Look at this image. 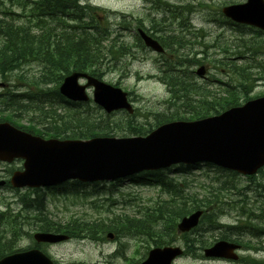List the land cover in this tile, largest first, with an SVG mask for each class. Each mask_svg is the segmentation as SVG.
Returning a JSON list of instances; mask_svg holds the SVG:
<instances>
[{
    "label": "rangeland",
    "instance_id": "1",
    "mask_svg": "<svg viewBox=\"0 0 264 264\" xmlns=\"http://www.w3.org/2000/svg\"><path fill=\"white\" fill-rule=\"evenodd\" d=\"M88 4L90 1L85 0ZM165 4L170 6H181L186 9L179 11V19L172 25L173 30L170 33L178 32V24H182V35L187 40L191 41V45L188 48V52L196 54L197 60H202L203 65L206 66V78L200 79L195 77L199 83L207 81L216 84L213 81V77H219L225 80L222 75H216L212 69L213 59H223L221 55V49L228 47H234L237 44V38L244 36L245 39L252 40L253 42L260 43L261 45L256 47V52H250L246 55L249 66H258V61L264 62V36L256 34L258 32L251 28L243 27L241 30H234L225 19L220 15V8L225 5L241 4L246 0H162ZM19 2L8 0H0V10L2 8L8 9V12L15 11L18 13L20 10L17 8ZM91 7L96 8L94 16L96 23L104 24L102 26H109L112 36L115 41L113 42L112 48L108 49V43L103 42L105 47L101 57L96 60H89L88 55L84 59L83 57L75 58L74 54L69 52V61L74 65L83 67H94L99 65L102 67V80L110 85L116 86L121 90L128 92L130 95V101L133 103L135 110L134 118L139 123H152V116L155 113L160 112H172L165 111L167 109V99L169 97L168 89L161 83L157 82L152 76L155 71L150 62L131 64L132 59L130 56H125L117 60L110 59L111 56L115 55L112 52L121 50L120 45L129 47L133 44L129 33H125L126 41L119 37L121 29L119 24L124 20L125 22L136 20L146 28H150V22L147 17L151 14V19L155 22L169 20V12L164 11L165 14L154 13L153 6L146 3V0H92L90 3ZM98 6V7H97ZM196 15V16H195ZM186 23H190V26ZM166 31H168L166 29ZM190 31V32H189ZM191 33V34H190ZM186 34V35H184ZM118 36V40L116 39ZM182 37V38H183ZM195 37V38H194ZM260 37V39H259ZM107 39L105 37L102 40ZM75 42L74 40H71ZM0 42H5V38L2 37ZM125 42V43H124ZM61 44H64V40H60ZM127 43V44H126ZM194 45V46H193ZM67 46V45H66ZM65 47V46H63ZM84 49V51H83ZM89 49V48H88ZM193 51H192V50ZM80 52L88 53L87 48L84 46ZM89 53L90 50H89ZM93 54V53H91ZM105 56V57H104ZM107 56V57H106ZM109 60V61H108ZM118 61V65H125L124 69L108 70L106 67H111L113 63ZM53 62L57 64L55 58ZM65 62V66L70 72L73 68L69 67L70 63ZM122 62V63H121ZM24 60H21L20 66L11 73L6 80L8 84H11V89L18 86L19 90L22 86H28L31 83L33 86L40 84L43 65L38 62H30L23 64ZM30 66L34 72H27L24 68ZM65 67V68H66ZM127 67V69H126ZM196 67L192 66L191 70L194 72ZM125 70V71H124ZM42 73V72H41ZM56 73V80L59 76L57 71L46 72L45 74ZM46 79V84L41 85L47 89L53 87V83L49 76ZM255 78V77H254ZM2 80V79H0ZM255 82L252 91L248 94L249 97H256L264 95V81L255 78ZM259 81V82H258ZM50 96H54L53 92H47ZM91 94V90L88 91ZM91 110L96 119L100 120L103 125L111 124L114 122L116 125V132L113 133L115 137H127L129 133L126 131H120L121 123L124 124L126 121V115L124 113H117L110 116L105 115L99 108L97 109L92 103L88 104V108ZM10 113H14L11 111ZM57 114V113H56ZM64 115L63 113H59ZM30 116V115H28ZM108 117H111L107 119ZM105 119H107L105 121ZM17 121L10 118V116L1 114L0 122L9 121L13 126L18 125L23 127L32 128L28 126L24 117L16 118ZM55 121V120H54ZM53 124V123H52ZM147 126V125H146ZM145 126V127H146ZM35 130L40 128H33ZM22 168V161L14 160L10 164L0 163V181L7 180L12 170H18ZM173 169V168H172ZM166 177L172 179L176 185L174 188L180 190L184 195L196 196L194 199L200 200L204 193L210 191L216 186L217 181L226 183L228 191L225 196H216L217 203L213 206L212 210V221L213 224L203 223L199 234L191 236L188 240L189 251L197 246L196 243L192 242L197 237L198 240L213 242L214 238L221 234H229L226 226L236 224L238 218L237 209L239 204H235L237 200L242 199L239 197L240 191L249 198V206L259 205L252 200L255 194L247 191V188L251 185L247 178L231 176L230 173L217 170L214 167L201 166L197 170H179L173 169L167 171ZM260 178V177H259ZM166 180V179H165ZM172 181V182H173ZM132 182V181H131ZM129 180H121L116 183H98V184H80L79 186H72L71 184H65L58 188H50L46 190H39V195H44L45 209L47 211L48 218L53 221L65 223L70 219H79L83 221L93 222L102 221L105 223L113 221L115 218L121 215L135 216L139 218L143 213L154 207L158 202L167 199V194L157 187H139L136 184L131 183ZM231 186H236V190L229 189ZM20 192H13L10 189L0 187V212L10 210L11 214H17L22 210V205L19 201V197L26 192L25 189L19 190ZM44 192V193H42ZM31 195V194H30ZM34 197V196H33ZM234 207L235 210L230 211V207ZM256 214L259 210H255ZM23 214V213H21ZM33 216V213H29ZM261 221V220H259ZM25 231L22 240L17 242V247L20 249H26L33 245L31 236L34 231L33 226H25ZM115 237L111 240H105L95 242L91 240H77L71 239L65 243L55 246H43L38 245L39 248L44 251L56 264H127L129 259L134 261H140L149 249L152 248V242L144 236L137 235H124L113 233ZM202 235V236H201ZM30 236V237H29ZM201 238V239H200ZM206 240V241H205ZM179 245L185 249L186 242L183 239L176 238L172 243ZM194 245V246H193ZM118 252V253H117ZM116 254V255H115ZM252 257L254 259L264 260V252L254 253L250 250H241L239 257ZM245 260L237 262L228 261H216V260H205L195 257L191 254L182 256L174 261V264H245Z\"/></svg>",
    "mask_w": 264,
    "mask_h": 264
},
{
    "label": "water",
    "instance_id": "2",
    "mask_svg": "<svg viewBox=\"0 0 264 264\" xmlns=\"http://www.w3.org/2000/svg\"><path fill=\"white\" fill-rule=\"evenodd\" d=\"M222 13L232 21L264 31V1L247 0L229 6ZM204 74L200 68L197 75ZM73 74L64 80L60 92L72 100H86L84 87ZM94 87V101L107 112H132L126 94L88 78ZM23 159V171L15 172L14 188H39L78 179L83 182L114 180L140 171L159 170L175 164L208 162L241 174H253L264 164V98L231 109L219 116L194 122L164 124L145 138H97L88 141H44L4 123L0 124V161ZM2 184V183H1ZM201 212L181 219L179 232L198 225ZM110 237V236H109ZM38 243H58L63 235L37 233ZM237 246L218 242L204 251L206 258L236 259ZM182 254L177 247L155 248L141 264H171ZM0 264H52L36 250L11 255Z\"/></svg>",
    "mask_w": 264,
    "mask_h": 264
},
{
    "label": "trees",
    "instance_id": "3",
    "mask_svg": "<svg viewBox=\"0 0 264 264\" xmlns=\"http://www.w3.org/2000/svg\"><path fill=\"white\" fill-rule=\"evenodd\" d=\"M92 24H94V20H92ZM20 30L18 26L14 27L0 20V39L4 37L6 41V45L0 49L1 78H6L20 66L21 60L27 58L45 59L51 62L52 65L56 64L53 62V58H55L57 67L53 66L52 69L58 68L57 70L64 69L66 71L63 59L67 55L62 54L63 51L58 52L63 47L61 44L52 47V43L50 42L51 37H48V35L42 38L31 35L26 36ZM106 36L107 31H103V29H99L96 32L74 29L73 33L67 36L62 35L61 37L64 40H70L68 46L64 49L66 52L74 54L75 58L83 57L85 59L88 55L89 60H96L100 57L103 58L102 39ZM261 44L262 42L255 44L253 41L241 36L239 43L234 45V53L240 54L241 50L238 52L239 49L245 51L254 45L258 46ZM84 46L88 50L86 54L79 51ZM107 47L108 49L112 48L111 46ZM226 48L228 47L222 49ZM89 50L93 54L89 53ZM212 62L217 63L216 67L229 70L231 75H233L232 71H234L235 89L239 87L240 92H236L235 89L231 91L228 87L225 91H219L210 89L209 86L195 84L193 77H190L192 75L188 72L189 66L193 63L188 62L187 73L184 77L180 73H172L166 78V84L170 92L168 105L173 108L172 112L155 113L152 116L151 124L139 123L135 120L134 116H127L125 123H121L120 131H126L132 135H144L156 125L178 119L194 120L205 118L218 114L229 107L239 105L242 99L247 100L248 98L245 93L246 89L247 92L249 91L247 86H249L251 79L248 68L246 66L237 68L235 65L230 70L227 60L224 62L213 59ZM75 68L79 70V64ZM226 86H229L228 81L226 82ZM15 97L17 101H13L9 95H0V112L14 114L15 117L26 115L28 126H32V128L22 127V129L31 134L44 138L88 139L94 136H109L112 133L111 128L107 125L96 123L88 116L77 114L76 109H74L73 116H68L67 112L66 116L59 117L49 103L54 101L62 105L65 104V101L58 97L57 93H54V96H50L49 93H46L42 89L40 93L27 92L15 95ZM11 111L14 113H10ZM33 128L40 129L35 130ZM149 177L153 178V183L161 187L167 194V199L156 203L154 207L146 210L139 218L121 215L108 223L102 221L88 222L79 219H70L65 223L53 221L48 218L44 195H39L38 190L26 191L19 197V201L23 206L19 213L11 214L10 210L0 212V259L18 251L17 242L23 235L25 226H33L34 229L41 232L63 233L70 238L80 240L83 237L82 239L103 241L109 232L129 236H144L152 242L153 246L159 247L169 245L175 241L176 233L174 230L177 220L194 210H207L208 213L204 215L202 223L213 224L212 210L214 209L213 206L217 203L216 196H219L222 190L225 189L212 188L207 193H204L200 200L194 199L196 196L190 197V195H186L187 201H185L182 192L174 188L173 185H176V183H173L172 180L166 181L161 173L150 174ZM30 212L33 213V216L29 215ZM194 233L198 235V229ZM222 238L225 237L223 236ZM206 245L207 243L203 241L199 244V247L203 248ZM250 263L262 264L254 259H250ZM128 264L135 263L129 262Z\"/></svg>",
    "mask_w": 264,
    "mask_h": 264
},
{
    "label": "flooded vegetation",
    "instance_id": "4",
    "mask_svg": "<svg viewBox=\"0 0 264 264\" xmlns=\"http://www.w3.org/2000/svg\"><path fill=\"white\" fill-rule=\"evenodd\" d=\"M76 2L78 4H80V1L79 0H76ZM67 9H68V7H67ZM64 13L67 14L68 13L67 10L64 11V12H61L62 15H64ZM139 29L140 28H135L136 31H138ZM141 29H143V31L148 36H150L151 38H153L154 40H156L157 42H159V44L163 47L164 52H163V54H159L158 58H161V59L165 60V57H166V59H169L170 60V57L171 56L169 54V47L167 48V46L164 44L165 42L159 37L160 30L157 29V31H153L152 28L151 29H146V28H143V27H141ZM133 47H134L133 48L134 54H132V55L138 54L137 59H140V60H142L144 58V55H147L149 52H151L150 49H146L145 47H142L141 44L139 43V41H137L136 46H133ZM261 171L264 173V168ZM262 172H260V175L262 174ZM261 197L263 198V196H261ZM262 233L264 235V224L262 226Z\"/></svg>",
    "mask_w": 264,
    "mask_h": 264
},
{
    "label": "bare ground",
    "instance_id": "5",
    "mask_svg": "<svg viewBox=\"0 0 264 264\" xmlns=\"http://www.w3.org/2000/svg\"><path fill=\"white\" fill-rule=\"evenodd\" d=\"M196 16V15H195ZM150 25V24H149ZM190 32V31H189ZM181 33H182V31H181ZM183 34V33H182ZM191 34V33H190ZM184 35H186V34H184ZM186 37H189V36H186ZM192 41V40H191ZM194 46V45H193ZM192 50V49H191ZM193 51V50H192ZM190 52V51H189ZM105 57V56H104ZM107 57V56H106ZM143 58V57H142ZM109 61V60H108ZM122 63V62H121ZM100 64V63H99ZM120 65V64H119ZM123 65V64H122ZM125 66V65H124ZM126 69H127V67H126ZM109 70V69H108ZM125 71V70H124ZM190 77H192V76H190ZM239 80V79H238ZM63 101H65L66 102V98L65 97H60ZM256 212V211H255ZM257 214H258V212H257ZM175 231V230H174ZM176 233V232H175ZM221 234V233H220ZM83 235V234H82ZM202 236V235H201ZM220 236V235H219ZM83 238V237H82ZM81 238V239H82ZM87 239V238H86ZM201 239V238H200ZM188 240V239H187ZM206 241V240H205ZM197 245V244H196ZM204 245V244H203ZM194 246V245H193Z\"/></svg>",
    "mask_w": 264,
    "mask_h": 264
}]
</instances>
